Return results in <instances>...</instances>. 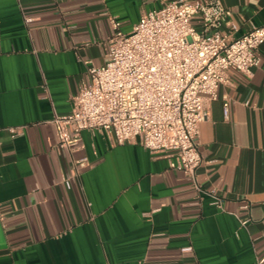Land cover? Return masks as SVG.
<instances>
[{"label": "crops", "instance_id": "crops-1", "mask_svg": "<svg viewBox=\"0 0 264 264\" xmlns=\"http://www.w3.org/2000/svg\"><path fill=\"white\" fill-rule=\"evenodd\" d=\"M160 1L169 0H0V264L264 259V43L251 76L230 70L209 103L195 182L169 167L173 153L138 140L83 131L59 145L53 117L71 111L87 67L105 63L111 18L128 33ZM219 1L234 36L264 26V0ZM213 187L221 209L201 192Z\"/></svg>", "mask_w": 264, "mask_h": 264}, {"label": "built area", "instance_id": "built-area-1", "mask_svg": "<svg viewBox=\"0 0 264 264\" xmlns=\"http://www.w3.org/2000/svg\"><path fill=\"white\" fill-rule=\"evenodd\" d=\"M229 17L219 0H169L142 14L128 33L111 18L105 63L87 67L88 83L73 96L71 111L53 117L59 145L73 146L83 131H102L118 145L138 140L151 153H173L169 167L195 182L202 163L200 125L208 119L209 103L229 83L230 70L249 77L260 63L264 26L234 36L237 26ZM225 26L228 32L222 33ZM228 114L225 102L224 118ZM6 131L11 138L22 133L21 128ZM201 192L222 208L216 188Z\"/></svg>", "mask_w": 264, "mask_h": 264}]
</instances>
